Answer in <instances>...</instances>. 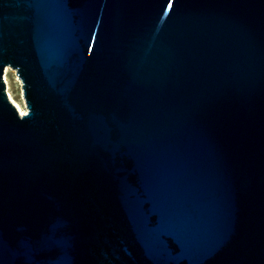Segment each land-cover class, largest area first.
Returning <instances> with one entry per match:
<instances>
[{
  "label": "water",
  "instance_id": "water-1",
  "mask_svg": "<svg viewBox=\"0 0 264 264\" xmlns=\"http://www.w3.org/2000/svg\"><path fill=\"white\" fill-rule=\"evenodd\" d=\"M0 264H264V0H0Z\"/></svg>",
  "mask_w": 264,
  "mask_h": 264
},
{
  "label": "rangeland",
  "instance_id": "rangeland-1",
  "mask_svg": "<svg viewBox=\"0 0 264 264\" xmlns=\"http://www.w3.org/2000/svg\"><path fill=\"white\" fill-rule=\"evenodd\" d=\"M6 78L9 85V94L16 103L25 107L21 94L20 81L17 79L14 71L9 70Z\"/></svg>",
  "mask_w": 264,
  "mask_h": 264
},
{
  "label": "bare ground",
  "instance_id": "bare-ground-1",
  "mask_svg": "<svg viewBox=\"0 0 264 264\" xmlns=\"http://www.w3.org/2000/svg\"><path fill=\"white\" fill-rule=\"evenodd\" d=\"M9 70H10L9 68H6L5 71H4V81H5V84H6V91H7V94H8V99L14 105V107L17 109L18 113L20 115H24L26 113L25 107H22L21 105H19L18 103H16L13 100V98L11 97V95L9 94V85H8L7 78H6Z\"/></svg>",
  "mask_w": 264,
  "mask_h": 264
},
{
  "label": "built area",
  "instance_id": "built-area-1",
  "mask_svg": "<svg viewBox=\"0 0 264 264\" xmlns=\"http://www.w3.org/2000/svg\"><path fill=\"white\" fill-rule=\"evenodd\" d=\"M5 82V81H4ZM6 85V84H5ZM6 93H7V91H6ZM7 96H8V94H7Z\"/></svg>",
  "mask_w": 264,
  "mask_h": 264
}]
</instances>
